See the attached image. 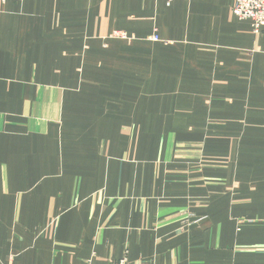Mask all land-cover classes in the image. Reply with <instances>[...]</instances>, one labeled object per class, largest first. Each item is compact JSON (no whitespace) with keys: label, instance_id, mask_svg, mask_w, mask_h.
Segmentation results:
<instances>
[{"label":"crops","instance_id":"0c3cea01","mask_svg":"<svg viewBox=\"0 0 264 264\" xmlns=\"http://www.w3.org/2000/svg\"><path fill=\"white\" fill-rule=\"evenodd\" d=\"M236 1L0 0V264H264Z\"/></svg>","mask_w":264,"mask_h":264},{"label":"built area","instance_id":"2783aa9c","mask_svg":"<svg viewBox=\"0 0 264 264\" xmlns=\"http://www.w3.org/2000/svg\"><path fill=\"white\" fill-rule=\"evenodd\" d=\"M234 15L241 21H249L253 31L258 34L264 28V0H237L233 8ZM157 41V36L154 37ZM92 264V262H88ZM108 264H130L127 256Z\"/></svg>","mask_w":264,"mask_h":264},{"label":"rangeland","instance_id":"374dc122","mask_svg":"<svg viewBox=\"0 0 264 264\" xmlns=\"http://www.w3.org/2000/svg\"><path fill=\"white\" fill-rule=\"evenodd\" d=\"M155 36H156V35H155ZM155 36H153V38H152L153 40H154V37H155ZM116 37H117V38H121V39H127V36H126V34H124V33H120V34L116 35ZM154 41H155V40H154Z\"/></svg>","mask_w":264,"mask_h":264}]
</instances>
